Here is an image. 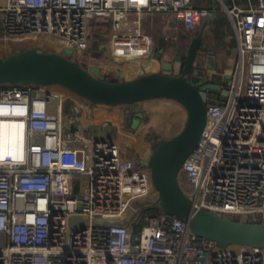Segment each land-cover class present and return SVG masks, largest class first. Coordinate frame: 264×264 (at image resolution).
I'll list each match as a JSON object with an SVG mask.
<instances>
[{
    "label": "built area",
    "instance_id": "2783aa9c",
    "mask_svg": "<svg viewBox=\"0 0 264 264\" xmlns=\"http://www.w3.org/2000/svg\"><path fill=\"white\" fill-rule=\"evenodd\" d=\"M219 1L222 8H198L193 0H0V56L34 48L78 61L76 55L89 56L90 21L103 18L111 21L109 61L116 69L157 56L146 15L171 14L192 32L222 10L235 31L238 77L224 105L206 101L205 130L179 183L193 215L210 210L264 223V0ZM66 101L74 115L89 102L56 85L0 84V128L18 131L14 145L0 136V264H264V247L221 249L188 223L146 206L157 194L147 165L125 155L116 139L67 131ZM74 123L75 116L68 127ZM76 174L88 183L74 187ZM130 207L138 213L125 226L94 223L125 218ZM72 215L85 216L86 224L71 228Z\"/></svg>",
    "mask_w": 264,
    "mask_h": 264
},
{
    "label": "water",
    "instance_id": "95a60500",
    "mask_svg": "<svg viewBox=\"0 0 264 264\" xmlns=\"http://www.w3.org/2000/svg\"><path fill=\"white\" fill-rule=\"evenodd\" d=\"M205 28L206 23L191 38L185 64L175 73H172L173 64L164 62L163 70L146 72L133 79H104L98 76L99 67L88 70L59 52L30 48L0 56V84L56 85L93 104L107 106H130L159 99L178 103L186 112L185 122L180 131L158 141L148 156L147 167L157 194L146 198L145 205H156L160 212L188 223L195 234L214 241L221 249L264 247V223L236 221L210 210L193 215V202L179 183L180 170L205 130L206 101L219 99L216 93L222 89L195 68L198 53L204 47ZM158 44L167 50L172 48L164 36L158 37ZM137 213L138 210L130 207L125 218L95 219L94 223L125 226ZM86 222L83 215L69 218L71 228L84 226Z\"/></svg>",
    "mask_w": 264,
    "mask_h": 264
},
{
    "label": "crops",
    "instance_id": "0c3cea01",
    "mask_svg": "<svg viewBox=\"0 0 264 264\" xmlns=\"http://www.w3.org/2000/svg\"><path fill=\"white\" fill-rule=\"evenodd\" d=\"M206 5L211 6L210 3H206ZM217 13L218 12L214 13L205 22V34H210V25L218 18ZM226 16L228 17L227 14ZM228 20L230 21L229 17ZM110 24V20L103 18H96L90 21L89 54L93 56L94 61L99 64L100 72L98 73V76L103 77L106 73L109 78H112L117 74V69L120 67L113 69L110 66L105 64L103 65L102 63V60H107L109 57V38L111 32ZM143 27L145 31H147L157 42V46L159 47L157 56L148 60V64H146L144 68L142 67L141 69L127 70L123 79H121V77L119 80L133 79L143 73L157 71L163 66L164 62H171L173 64L172 73H175L176 69L182 68L185 64L184 52L186 44H189L193 35H197L200 30L195 29L192 32H187L188 34L181 33V28H183L182 25L176 24L174 17L167 13L146 15ZM200 27L201 26L198 28ZM230 29H232L230 26H224L225 33L223 38L220 39L223 42V45L216 44L223 49L207 43V41L211 42L212 39L206 40L203 38L204 47L199 51V56L195 61L196 70H199L200 74L205 79L222 86V89L216 93L219 98L222 95L227 96L228 89L232 85L231 78L234 76L233 65L234 63H237V54L233 50L236 46V40L227 41V37L229 35L228 31ZM159 36H164L172 48L167 50L166 48L160 46L158 44ZM180 44H182V48H180ZM179 48L181 50H179ZM200 55H204L205 58H201ZM146 62L147 61L144 63L142 62L141 64L144 65ZM215 77L219 78L215 79ZM154 101V105L148 109H145L139 104L124 106L122 108H114L101 104L81 102L78 112L75 115V123L72 127H68L67 125V131L69 128L73 129L78 127L86 136L89 137L96 139H116L121 143L122 151L125 155L131 156L139 165L146 166L148 156L153 149L155 136L158 132L153 133V130H150V134H153L152 137H148V130L141 127V124L146 121H142L137 128H134L133 126L135 121L145 117H148L149 120L150 115L155 114L156 117H160V123H166L168 118H172L173 115L179 111L176 104L171 100L159 99ZM58 104V102H54L51 106V110H55L58 107ZM64 105L65 102L62 103L63 117ZM67 121L69 122L70 119ZM159 125L161 127V124ZM158 130L161 129L159 128ZM170 135L171 134H161L162 138Z\"/></svg>",
    "mask_w": 264,
    "mask_h": 264
},
{
    "label": "rangeland",
    "instance_id": "374dc122",
    "mask_svg": "<svg viewBox=\"0 0 264 264\" xmlns=\"http://www.w3.org/2000/svg\"><path fill=\"white\" fill-rule=\"evenodd\" d=\"M203 1V3H210L211 6H214L215 8H222V3L219 1V0H201ZM217 16L219 18V20L221 21V24L222 26L224 27V25L226 26H230L232 29H230L228 32H229V35L227 37V41H232V40H236V36H235V31L232 27V24L230 23V21L228 20V17L226 16V13L223 12L222 10L219 11L217 13ZM183 28H181V33H187V31H185V28L184 26L182 25ZM201 28V27H200ZM200 28H197V29H200ZM210 35L212 36V33L210 32ZM195 36V34L193 35ZM190 37V36H189ZM211 42L207 41V43L215 46V47H218V48H221L220 46L216 45L217 44V39L218 37H212L211 38ZM187 49H188V44H186L185 46V55H186V52H187ZM223 49V48H221ZM67 52L70 53H74L75 50L74 49H69ZM78 56V57H77ZM199 56V55H198ZM197 56V57H198ZM201 58H205L204 55H200ZM76 57L78 58V63L81 64L83 67H85L86 69L88 70H92L94 67H99V64H97V62L94 61V58L93 56H91L89 54V56H80V55H76ZM145 62V61H144ZM143 62V63H144ZM102 63L103 65H107V66H110V61H109V57L107 58V60H102ZM148 64V61L143 65L141 63H132L130 65H126V66H122L120 67L119 69H117V74L115 76H113L112 78H109L108 75H106L105 73V76H103V78H107V79H111V80H119L121 77V79H123V76L125 75L126 71L127 70H130V69H141L142 67L144 68V66ZM102 65V64H101ZM100 65V66H101ZM103 67V66H101ZM111 67V66H110ZM113 67V66H112ZM100 68V67H99ZM114 69V68H113ZM199 72V70H197ZM233 77L231 78L232 81H231V84L233 85L238 77V74H237V71H238V66H237V63H234L233 65ZM100 72V71H99ZM108 72V71H107ZM108 74V73H107ZM103 75V74H102ZM104 78V79H105ZM219 77H215V79H218ZM213 103H216L218 105H224L226 102H227V96L225 95H222L220 96L219 99H212L211 100ZM155 103L154 100L152 101H147L143 104V107L145 109H148L149 107L153 106ZM175 103V102H174ZM176 106L178 107V110L172 118H168L166 120V123L164 122H161V119L160 117H156L155 114H151L150 115V118L148 120V117H145V118H142V119H137L134 123V128H137L141 123L142 121H146V122H154L156 123L155 126L153 128H145L146 130H148L147 132H149L150 134V130H153L152 132H158L155 136V141L153 143V147H155L157 145V142L160 141L162 139V136L161 134H171V135H174L176 132L180 131L184 125V122H185V118H186V112L185 110L183 109V107L181 105H179L178 103H175ZM73 105L70 101H66L65 102V105H64V119H65V124H64V127H67V125H70L69 122L67 120L69 119H72L75 115H74V109H73ZM122 108V107H121ZM144 123V122H143ZM161 124V127L160 125ZM154 128H157V129H154ZM161 129V130H158V129ZM163 129V130H162ZM152 133V134H153ZM148 134V137H152V134L149 136ZM74 187H79V186H84L88 183V177L86 175H82V174H76L75 177H74ZM77 190V189H76ZM239 248V247H238ZM237 248L234 247V248H231V250H236Z\"/></svg>",
    "mask_w": 264,
    "mask_h": 264
},
{
    "label": "trees",
    "instance_id": "16d2710c",
    "mask_svg": "<svg viewBox=\"0 0 264 264\" xmlns=\"http://www.w3.org/2000/svg\"><path fill=\"white\" fill-rule=\"evenodd\" d=\"M193 4L195 5V7H198V8L208 7L206 5V3H203V1H201V0H193ZM210 32L212 33V36L210 34L206 33V34H204V39L208 40V39H211L212 37H218L219 40H217V44L223 45V42L220 39L223 38L225 32H224V27L222 26L219 18L214 20V22H212V24L210 25ZM105 79H107V78H105ZM157 212L161 213L158 209H157Z\"/></svg>",
    "mask_w": 264,
    "mask_h": 264
},
{
    "label": "bare ground",
    "instance_id": "6f19581e",
    "mask_svg": "<svg viewBox=\"0 0 264 264\" xmlns=\"http://www.w3.org/2000/svg\"><path fill=\"white\" fill-rule=\"evenodd\" d=\"M17 132H18L17 129L12 126L4 125L3 127L0 128V136L2 137V140L3 142H5V144L10 142L12 145H14L16 142Z\"/></svg>",
    "mask_w": 264,
    "mask_h": 264
}]
</instances>
